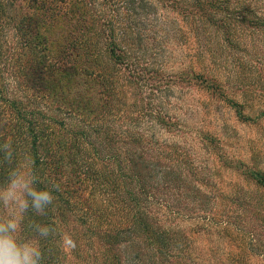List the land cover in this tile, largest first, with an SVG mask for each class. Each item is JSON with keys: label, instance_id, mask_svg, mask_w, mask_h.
<instances>
[{"label": "trees", "instance_id": "trees-1", "mask_svg": "<svg viewBox=\"0 0 264 264\" xmlns=\"http://www.w3.org/2000/svg\"><path fill=\"white\" fill-rule=\"evenodd\" d=\"M262 44L264 0H0V143L12 142L17 165L34 162L41 187L62 182L48 215L25 219L29 238L32 220L56 229L40 240L43 264H264V208L235 185L223 193L209 155L196 165L189 150L139 129L142 90L156 97L166 87L155 66L167 51L188 60L180 78L252 120L253 106L233 95L264 102ZM241 68L249 72L234 77ZM127 114L132 133L122 135L116 120ZM171 121L160 111L146 124L169 131ZM202 141L264 189L257 165L225 159L212 135Z\"/></svg>", "mask_w": 264, "mask_h": 264}, {"label": "rangeland", "instance_id": "rangeland-1", "mask_svg": "<svg viewBox=\"0 0 264 264\" xmlns=\"http://www.w3.org/2000/svg\"><path fill=\"white\" fill-rule=\"evenodd\" d=\"M262 49H264V44H262ZM248 53L256 56L254 51H248ZM164 56L165 60L163 63L155 67L162 69L163 76H168L164 83L166 87L164 86V90L156 97L150 94L149 89L146 90L144 88L142 90L143 100L146 102L148 109L145 111L139 125L140 131L147 132L150 138L155 137L159 142L179 145L185 150H189L196 165L204 162V157L206 158L209 155L211 162L208 160L210 162L208 167L210 171H213L215 182L222 183L219 186L221 191L229 194L235 185L237 187H235L236 193L241 199L250 200L252 205H257L261 210L264 208V189H259L249 183L238 171L223 167L217 158V152L208 142H203L202 137L206 135L214 136L219 143V152L226 156L225 159L235 158L246 165L255 164L264 171V115L256 118L258 113H255L258 109L256 107L264 109V102L259 103L258 98L254 97L253 94L250 95V93L243 100L242 95L234 93L233 98L235 100L238 99L239 102L247 101L248 104L250 103L253 106H250L249 110L246 109L245 111L253 119L243 121L238 118L236 109L231 104L225 103L219 98L210 97L205 90L198 87L199 85L193 82L190 83L177 75L185 67L184 65L188 64L185 56L179 53L170 54L169 51ZM242 56L248 58L246 53L242 54ZM258 58L263 59L264 56H259ZM256 59H253V61ZM248 69H251V74H255L256 69H254L252 64L248 66ZM243 71L249 72L246 68H241L240 73L236 74L235 71H232V75L234 77L236 75L242 76L244 75ZM124 89L125 104H132L134 99L130 88L124 87ZM252 89L253 87H251ZM256 94L258 93L256 92ZM165 98L168 102L171 99V103L167 105ZM141 105L138 104L139 109H141ZM250 109H253L254 112L250 111ZM160 111L172 118L171 130L162 129L157 122H155L156 126L153 128L147 126V120L154 113ZM141 115L143 114L137 112L138 117H141ZM127 116L122 118V120H116L118 123L117 128L122 135L132 133V124L130 131L125 132L127 127L126 119L128 122L132 120V115L127 114ZM207 148H209V151L205 153L204 149ZM150 152V155L160 154L158 153L160 151L157 150ZM241 212L243 213L242 210ZM253 263L262 264L263 262L255 260Z\"/></svg>", "mask_w": 264, "mask_h": 264}, {"label": "clouds", "instance_id": "clouds-1", "mask_svg": "<svg viewBox=\"0 0 264 264\" xmlns=\"http://www.w3.org/2000/svg\"><path fill=\"white\" fill-rule=\"evenodd\" d=\"M16 153L11 141L0 143V166L9 165L7 179L0 184V264H43L44 251L40 240H46L56 233L51 224H27L35 235L24 236L25 219L29 212L35 216H47L56 201L55 193L62 189V182H51L45 187L34 162L23 166L15 163ZM62 245L75 249L71 236L62 238Z\"/></svg>", "mask_w": 264, "mask_h": 264}]
</instances>
